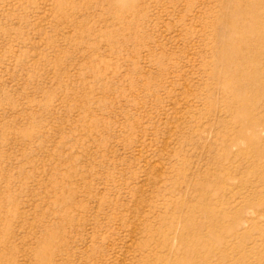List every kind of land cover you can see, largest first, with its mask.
I'll use <instances>...</instances> for the list:
<instances>
[{
  "label": "rangeland",
  "instance_id": "374dc122",
  "mask_svg": "<svg viewBox=\"0 0 264 264\" xmlns=\"http://www.w3.org/2000/svg\"><path fill=\"white\" fill-rule=\"evenodd\" d=\"M238 1L0 0V264H264Z\"/></svg>",
  "mask_w": 264,
  "mask_h": 264
},
{
  "label": "bare ground",
  "instance_id": "6f19581e",
  "mask_svg": "<svg viewBox=\"0 0 264 264\" xmlns=\"http://www.w3.org/2000/svg\"><path fill=\"white\" fill-rule=\"evenodd\" d=\"M224 25L223 32L227 34L230 46L226 54H223L222 60L228 65L234 64L235 67L239 65L238 58L250 59L252 64H255L254 54L256 55L257 51L264 52V0H239ZM237 38L239 43L248 44L236 45Z\"/></svg>",
  "mask_w": 264,
  "mask_h": 264
}]
</instances>
